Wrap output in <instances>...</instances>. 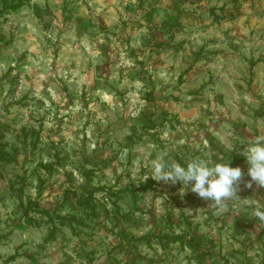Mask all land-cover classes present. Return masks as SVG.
Returning a JSON list of instances; mask_svg holds the SVG:
<instances>
[{
  "label": "rangeland",
  "instance_id": "1",
  "mask_svg": "<svg viewBox=\"0 0 264 264\" xmlns=\"http://www.w3.org/2000/svg\"><path fill=\"white\" fill-rule=\"evenodd\" d=\"M0 132V264H264V189L245 174L218 207L151 168L228 158L246 173L264 0H0ZM89 191L94 211L72 201ZM28 202L71 229L50 236L34 210L27 224Z\"/></svg>",
  "mask_w": 264,
  "mask_h": 264
},
{
  "label": "clouds",
  "instance_id": "2",
  "mask_svg": "<svg viewBox=\"0 0 264 264\" xmlns=\"http://www.w3.org/2000/svg\"><path fill=\"white\" fill-rule=\"evenodd\" d=\"M232 149L229 146L228 151ZM246 163V173L239 166H230L226 160L212 161L194 157L183 165L167 163L163 157L151 161V168L157 180L177 183L195 193L198 197L214 206H223V202L236 196L239 182L246 174L248 179L243 181L245 188L254 183L257 188L264 189V134L252 137L240 151ZM181 190V189H180ZM181 191V192H183ZM254 215L264 221V209L256 207Z\"/></svg>",
  "mask_w": 264,
  "mask_h": 264
},
{
  "label": "trees",
  "instance_id": "3",
  "mask_svg": "<svg viewBox=\"0 0 264 264\" xmlns=\"http://www.w3.org/2000/svg\"><path fill=\"white\" fill-rule=\"evenodd\" d=\"M18 6H19V4H16V5L12 6V8L14 9V8H16ZM0 134H1V132H0ZM131 134L135 135L137 133H136L135 130L132 129V133ZM5 162H6V153H5L3 144L0 142V163H5ZM64 194H66L64 196L65 197V201L68 200V197H70L69 195H71V196L74 195V194L68 193V190H65ZM92 194L93 193L89 191L87 193H84V194L82 193V194H80L78 196H75L74 199L72 200L73 204H75L77 206L87 207V208H90V210L94 211V204L91 201ZM19 203L21 204V200H20ZM30 210H34V211L42 213L44 216L47 217V220L50 223H52L50 236H53V231L56 229L54 224L59 223L58 224L59 226H64L66 228L71 229V224H73L74 221H75L74 217H68V216H64V215L62 216V215L56 214L54 212L50 214V212L48 210H43V209L37 208L35 203L28 202V206L26 207V209L23 210V213H22L23 217L25 218V222H27V224L32 223V219L27 216V213ZM54 220L56 221V223H55ZM182 235H183V233L179 234V235L163 234L162 235L163 238H160V241L162 239H166L167 242H169V243H176V242H180L181 243L183 241V236ZM128 263L129 264H137L135 256L129 257Z\"/></svg>",
  "mask_w": 264,
  "mask_h": 264
}]
</instances>
